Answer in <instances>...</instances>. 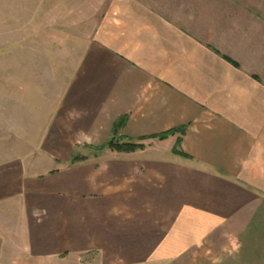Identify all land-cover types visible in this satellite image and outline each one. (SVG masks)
Wrapping results in <instances>:
<instances>
[{
    "label": "crops",
    "instance_id": "obj_1",
    "mask_svg": "<svg viewBox=\"0 0 264 264\" xmlns=\"http://www.w3.org/2000/svg\"><path fill=\"white\" fill-rule=\"evenodd\" d=\"M149 40L99 53L98 84L76 85L99 94L77 127L109 136L124 118L119 135L135 141L185 133L84 161L83 193L50 186L60 173L34 183L32 216L25 204L0 219V264H264V82L214 47L188 51L184 35L173 50Z\"/></svg>",
    "mask_w": 264,
    "mask_h": 264
},
{
    "label": "rangeland",
    "instance_id": "obj_2",
    "mask_svg": "<svg viewBox=\"0 0 264 264\" xmlns=\"http://www.w3.org/2000/svg\"><path fill=\"white\" fill-rule=\"evenodd\" d=\"M167 26L172 32L161 30ZM183 35L188 51L190 41L214 47L264 82V0H0L1 220L12 207L25 212V204L32 216L25 201L53 172L60 175L50 186L83 193L84 161L130 157L94 150L113 134H101L105 126L94 136L77 127L94 115L82 99L99 94L76 85L98 84L101 51L141 54L149 39L163 36L173 50L183 48ZM76 156L86 159L72 163ZM39 187L43 193L47 185Z\"/></svg>",
    "mask_w": 264,
    "mask_h": 264
},
{
    "label": "trees",
    "instance_id": "obj_3",
    "mask_svg": "<svg viewBox=\"0 0 264 264\" xmlns=\"http://www.w3.org/2000/svg\"><path fill=\"white\" fill-rule=\"evenodd\" d=\"M224 58L227 59L228 61H230L231 63H233L235 66L239 67V64L236 61L232 60L231 58H229L227 56H224ZM254 78L259 79L257 76H254ZM124 124H125L124 118L118 120L116 122V124L114 125L112 138L106 144L99 146V147H95L94 150H96L98 152V151H101V150L108 148V149L113 150L115 152L132 153V152H135L136 150H141V149H144L146 147V145L140 141L148 140V139L165 140L169 136L174 135L176 133H181V134L185 133V127H180V128L170 129V130L165 131V132L158 134V135L141 137L139 139V141H135L133 139H127V137L121 136V135H120V138L117 139L116 136L119 135V132L123 128ZM115 138L117 140H115ZM180 142H181V138H178L177 145H179ZM174 152L176 154H180V155L183 154L182 152H180L177 149V146L174 149ZM85 159H86V157H77L76 156L72 159V163L82 161Z\"/></svg>",
    "mask_w": 264,
    "mask_h": 264
}]
</instances>
